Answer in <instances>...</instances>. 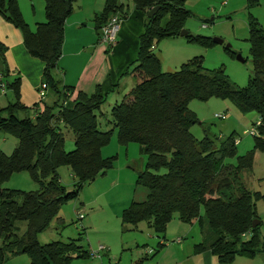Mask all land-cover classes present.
Wrapping results in <instances>:
<instances>
[{
  "label": "trees",
  "instance_id": "obj_1",
  "mask_svg": "<svg viewBox=\"0 0 264 264\" xmlns=\"http://www.w3.org/2000/svg\"><path fill=\"white\" fill-rule=\"evenodd\" d=\"M43 1L45 20L31 28L18 0H0L1 15L20 31L27 52L42 61L41 83L56 96L52 104L40 101L42 106H30L35 112L29 116L30 107L19 99L21 78H10L5 66L6 47L0 42V81L6 92L12 93L8 105L0 107V131L10 133L16 142L9 155L0 150V264L18 254H27L30 264H72L74 258L89 257L78 239L41 244L37 233L58 219L60 206L76 199L86 182L110 167L112 161L102 156L101 148L114 129L120 145L136 142L145 156L136 182L147 187L148 195L123 209V223L135 226L145 220L158 238H164L174 213L182 222L196 221L204 232L198 248H210L220 263L231 262L236 256H254L264 249L262 222L252 226L258 218L256 199L264 194L251 191L243 181V173L252 172L255 150L264 151V26L249 13L248 41L254 69L247 85L237 87L222 67L207 69L196 57L177 71H162L154 47L183 29L189 16L185 0H133L136 9L145 14L136 59L126 71L135 77V84L112 105L111 128L102 130L95 111L105 102L106 94H100L99 88L91 95L78 92L69 102L71 87L54 77L73 0ZM246 1L248 7L258 4V0ZM153 6L159 8L148 17L146 13ZM120 10L118 0H105L103 10L93 18L97 33ZM210 97L228 98L242 111H256L260 124L253 135V149L237 154L233 134L218 141L193 136L191 126L198 119L188 103L193 98ZM63 127L74 134L70 151L64 149ZM232 157L235 164L225 162ZM61 165L73 175L70 190L58 177ZM24 170L35 175L40 190L27 193L2 186L13 173ZM20 223H25L24 229ZM162 245L159 242L152 253Z\"/></svg>",
  "mask_w": 264,
  "mask_h": 264
},
{
  "label": "rangeland",
  "instance_id": "obj_2",
  "mask_svg": "<svg viewBox=\"0 0 264 264\" xmlns=\"http://www.w3.org/2000/svg\"><path fill=\"white\" fill-rule=\"evenodd\" d=\"M22 1L24 0H20ZM25 3L31 8L29 0H25ZM184 6L189 11V16L184 22L183 29L190 36L163 38L155 44L154 53L161 70L177 71L185 62L196 57L207 69L222 67L230 81L237 87L246 86L254 69L248 41V15L250 13L264 26V0H258V4L253 7H248L246 0H185ZM0 17H3L1 13ZM0 34L3 36L2 32ZM198 36L207 38L197 39ZM214 38L221 39L222 43L214 42ZM10 60L21 65L17 56H10ZM11 70L19 75L17 68ZM12 77L14 76L10 75V78ZM123 81L125 85L117 93L116 102H120L125 92L134 86L135 77L128 74L124 76ZM114 93H110L106 101L95 111L102 130L111 128L109 120L110 109L115 103V97L112 96ZM6 95L9 99L12 98L10 90H7ZM55 99L54 92L49 89L43 98L40 97L38 103L39 106H42L40 101L52 104ZM188 107L198 119L191 126V133L197 140L207 136L218 141L233 134L237 140V154H244L253 149L254 138L247 131L258 120L255 110L242 111L230 99L221 97H210L206 100L193 98L189 101ZM34 112L35 110L30 107L28 115L32 116ZM217 113L225 114L226 118L215 117ZM62 132L64 149L70 151L74 148V134L64 127ZM3 139L15 141L10 133L0 131V141ZM116 139L114 130L108 143L102 146V156L112 161L110 167L93 180L86 182L76 199L60 206L58 219H54L48 228L37 233L39 243L78 239L85 249H89V245L96 248L103 244L111 250V261L105 260L104 264H137L136 260L147 251L156 248L158 238L145 220L139 221L135 226L122 221L123 209L132 201L146 200L148 189L136 182V172L143 169L145 163V156L140 153L139 145L136 142L120 145ZM255 154L257 155L252 164L253 173L244 172L243 181L251 191L264 194V151L255 150L254 156ZM225 162L235 164L236 159L227 158ZM57 174L68 190L73 188V175L67 166H59ZM2 186L27 193L40 190L39 180L27 170L13 173ZM256 211L262 218L260 237L264 239V197L256 199ZM200 213L203 215V208ZM20 225L22 229L25 228V223ZM188 231H191L190 234L185 235ZM177 236H184L183 242L199 241L201 239L199 223L182 222L174 213L165 231L167 239L165 243L176 246L174 239ZM163 252L164 248L156 256L144 260L141 264H156L163 256ZM233 260L222 264H264V249L254 256H236ZM5 264L30 263L27 254H18L8 258ZM72 264H99V259L82 256L74 258Z\"/></svg>",
  "mask_w": 264,
  "mask_h": 264
},
{
  "label": "crops",
  "instance_id": "obj_3",
  "mask_svg": "<svg viewBox=\"0 0 264 264\" xmlns=\"http://www.w3.org/2000/svg\"><path fill=\"white\" fill-rule=\"evenodd\" d=\"M29 1L31 2V8L27 7L25 0L22 2L18 0V6L24 20L31 28H34L37 23L45 20L44 1ZM126 1L125 3L123 0H118L121 10L117 13L122 16V21L117 42L112 48L98 42V33L93 20L95 13L103 10L105 0L72 1L70 13L64 24L62 54L58 60L57 68L54 70V77L60 81L61 85L69 86L72 89L69 102L77 96L78 92L91 95L98 88L100 94H106L105 99L110 93L116 92L112 95L113 98L115 97L116 102L117 93L125 85L123 80L124 76L128 75L126 71L136 59L139 36L144 30L145 14L136 9L133 0ZM1 32L3 36L0 34V42L6 47L5 66L9 69V75L12 76H15L16 72L11 69L17 68L21 78L19 99L22 104L30 107L40 100L38 87L42 80L43 63L27 52L20 31L3 17H0ZM10 56H17L21 61V65L14 64L10 60ZM0 68H3L1 59ZM116 84L118 85L115 86ZM8 103L9 98L6 93L0 92V107H6ZM15 144L16 142L13 140L3 139L0 141V150L9 155ZM140 170L142 168L136 172V175ZM257 215L258 218L256 219L260 221V224L262 218L259 213ZM190 232L188 231L185 235L190 234ZM176 238H181V240L177 242L175 241ZM176 238L174 239L176 246L165 243L167 240L165 233L164 238H158L157 244L161 242L163 245L157 253L164 248V254L156 264H222L210 248H198V245L204 240L202 230L201 239L197 242H183L184 236H177ZM106 247L107 250L102 253L101 258H97L99 264H104L105 260L107 262L111 261V250L108 246ZM156 254L151 253L148 255L145 253L136 262L141 264L144 260L156 256Z\"/></svg>",
  "mask_w": 264,
  "mask_h": 264
},
{
  "label": "built area",
  "instance_id": "obj_4",
  "mask_svg": "<svg viewBox=\"0 0 264 264\" xmlns=\"http://www.w3.org/2000/svg\"><path fill=\"white\" fill-rule=\"evenodd\" d=\"M122 21V16H120L118 13H115L111 15L107 22L100 28V31L98 33V42L107 45L108 47L112 48L118 38V32L120 29V24ZM0 79H2V75H0ZM47 91V85L45 82H42L38 87V94L41 98H43L46 95ZM0 92L5 93L6 87L4 82L0 81ZM215 117L219 119H225V114H216ZM260 124V119H258L255 124L247 131V133H251L252 135L257 134V126ZM235 143H237V140H235ZM181 238H176L175 241L179 242ZM107 250V247L103 244H99L96 248L89 247V257L91 258H101L102 253ZM152 253V250L147 251L146 254Z\"/></svg>",
  "mask_w": 264,
  "mask_h": 264
},
{
  "label": "water",
  "instance_id": "obj_5",
  "mask_svg": "<svg viewBox=\"0 0 264 264\" xmlns=\"http://www.w3.org/2000/svg\"><path fill=\"white\" fill-rule=\"evenodd\" d=\"M67 8H68V6H67ZM158 8H159L158 6H153V7H151V8L148 10V12L146 13V15H147L148 17L152 16V15L156 12V10H157ZM186 34H187V31L184 30V29H182V30L180 31V33H179V35H181V36L186 35ZM213 41L216 42V43H222V40H221V39H218V38H214ZM238 58L241 59L240 56H238ZM259 222H260V221H259L258 219H254L253 222H252V226L254 227V226L258 225Z\"/></svg>",
  "mask_w": 264,
  "mask_h": 264
}]
</instances>
